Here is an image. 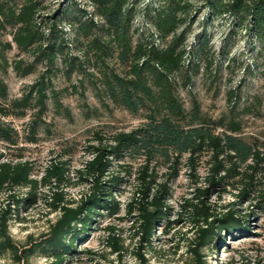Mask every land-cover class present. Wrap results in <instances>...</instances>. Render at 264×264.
<instances>
[{
    "label": "trees",
    "instance_id": "16d2710c",
    "mask_svg": "<svg viewBox=\"0 0 264 264\" xmlns=\"http://www.w3.org/2000/svg\"><path fill=\"white\" fill-rule=\"evenodd\" d=\"M88 1L91 12L80 8L74 0L63 10L61 19H67L76 36L89 39L88 45L94 49L98 73L87 75L97 98L107 109L143 112L145 120L130 130H115L108 135L105 130L111 126L107 124L93 130L95 143L87 147V158L77 170L74 184L70 182L66 160L51 162L36 178L31 174L30 162L20 160L21 156L16 161L8 159L5 150H0V195L7 201L0 210V256L9 253L13 264H29V259L42 251L62 264L69 255L80 252L75 240L92 229L94 218L110 217L123 210L125 217L132 220L137 263L149 264L140 250L151 245L157 228L168 221L170 182L178 176L183 156L187 155L194 175L199 156L208 152L205 186L194 187L192 198L182 205L190 208L195 227L190 248L193 264H206L203 250L216 236L236 231L248 233L244 216L238 214L235 204L213 206L208 202L210 194L229 188L237 191L241 203L253 201L256 208H264V141L251 142L240 136L241 124L236 119L213 120L203 115L195 100L192 108H186L174 76L180 75L187 81L199 70L198 58L208 52V22L226 20L228 36L243 32L264 49V0H156L155 8L145 13L152 32L138 40L132 36L134 12L129 0ZM44 9L43 0H0V28H11L12 36L11 42H0V67L4 72L12 67L17 75L25 77L34 72L37 62L43 61L47 66L45 73L12 100L8 99V86L0 74V118H22L28 109L37 108L29 124L28 142L36 141L49 96L70 117L68 108L60 104V93L47 76L53 73L57 57L64 53L65 40L57 30V22L50 21L52 16L40 15ZM201 13L205 17L201 20V32L196 34L198 46L190 51L187 37L194 19ZM44 20L49 24L45 26ZM12 43L18 51L34 55V60L26 62L18 58L9 62L6 51L12 49ZM109 58H115L121 69L110 65ZM64 62L68 75L75 69L86 73L82 61L64 57ZM204 62L209 65L211 59L205 58ZM97 114L94 109L85 115L90 118ZM0 142L5 148L19 143L17 130L3 120H0ZM161 166L168 170L163 179L158 175ZM133 173L130 198L122 205L117 196ZM71 185H84L86 190L74 199L65 192V187ZM20 189L26 192L18 195ZM41 195L50 211L58 216L38 242L19 247L8 231L11 210L31 207ZM110 239L113 251L121 257L123 246L114 236ZM236 262L233 259L228 264Z\"/></svg>",
    "mask_w": 264,
    "mask_h": 264
},
{
    "label": "rangeland",
    "instance_id": "374dc122",
    "mask_svg": "<svg viewBox=\"0 0 264 264\" xmlns=\"http://www.w3.org/2000/svg\"><path fill=\"white\" fill-rule=\"evenodd\" d=\"M74 0H43L45 9L40 13L52 16L50 21L57 22V30L65 40L64 53L56 59L53 73H47L53 88L60 94V104L68 108L70 117L56 107L49 96L47 110L38 127L35 142H28L29 124L37 108H30L25 117L0 118L10 124L19 134V143L15 147L5 148L0 142V150L4 149L6 157L11 160L18 156L20 160L30 162L32 176L39 178L43 170L54 161L66 160L69 166L71 184L77 182V170L87 158V147L94 144L92 131L105 124L111 126L105 134L115 130H130L144 122L143 112L131 113L120 108H105L97 98L93 89L89 72L98 73L95 65L94 49L88 45L89 39L76 36L73 25L67 19H61V13ZM80 8L91 12L88 0H75ZM197 5L198 3H194ZM156 6V0H129L133 8L132 22L133 40L148 36L152 32L150 21L146 18L147 10ZM202 17L194 19L191 32L187 37V50L194 51L198 46L196 34L201 32ZM41 19V18H40ZM43 20V19H42ZM46 26L49 22L43 21ZM207 55L200 56V68L185 81L180 75H175L178 84V94L185 107L190 109L194 100L199 104L203 115L218 120L219 118L236 119L241 128L238 134L247 141H264V49L243 32L228 36V21L221 20L207 24ZM11 28H0V42H11ZM157 44H161L156 39ZM9 62L22 58L26 62L34 60V55L23 53L16 49L6 51ZM64 57L82 61L86 73L78 69L71 74L66 73L67 64ZM211 59V64L204 62ZM110 65L121 69L115 58L107 59ZM47 66L43 61L37 62L34 72L20 77L12 67L6 72L0 67V74L8 86V99L19 98L42 73ZM184 80V81H183ZM85 89V90H83ZM84 94V95H82ZM231 94V96H230ZM98 110L97 115L86 118V112ZM220 131V130H219ZM210 155L204 152L197 160L196 170L190 172L187 155L183 156L178 176L170 182L171 193L168 200L169 217L159 226L152 239L151 245L144 246L140 252L147 258L149 264H193L194 256L190 252L195 239V227L191 221L190 208L182 207L185 200L192 198L194 187H204L208 176ZM168 170L161 166L158 175L163 179ZM135 174L129 178L126 185L121 187L122 194L117 199L126 203L130 198ZM84 185L65 187L68 197L79 198L85 192ZM26 189L17 191L23 195ZM237 191L227 189L209 195L208 202L213 206H223L234 203L244 223L248 225V233L236 231L231 235L221 233L209 247L203 250L206 264H228L237 260V264H264V208H256L253 201L241 203L236 197ZM7 201L0 195V210L4 209ZM12 208V206H11ZM11 220L8 231L19 247L27 243L38 242L45 234L58 213L51 212L41 195L38 202L31 206H21L11 210ZM121 218H124L122 220ZM131 219L126 218L123 210L113 216L94 218L93 224L84 237L75 240L78 253L69 255L62 264H138L135 257L137 239L133 235ZM118 239L123 246L121 257L113 251L110 237ZM31 238V239H30ZM87 251V252H86ZM29 264H58L42 251H37ZM0 264H13L9 253H1Z\"/></svg>",
    "mask_w": 264,
    "mask_h": 264
}]
</instances>
